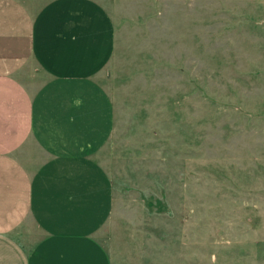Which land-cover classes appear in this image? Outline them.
<instances>
[{
	"label": "rangeland",
	"instance_id": "1",
	"mask_svg": "<svg viewBox=\"0 0 264 264\" xmlns=\"http://www.w3.org/2000/svg\"><path fill=\"white\" fill-rule=\"evenodd\" d=\"M96 1L116 32L96 238L113 264H264V0Z\"/></svg>",
	"mask_w": 264,
	"mask_h": 264
},
{
	"label": "crops",
	"instance_id": "2",
	"mask_svg": "<svg viewBox=\"0 0 264 264\" xmlns=\"http://www.w3.org/2000/svg\"><path fill=\"white\" fill-rule=\"evenodd\" d=\"M115 48L96 0H0V264H113L96 238L113 186L95 155L115 127L98 78Z\"/></svg>",
	"mask_w": 264,
	"mask_h": 264
}]
</instances>
